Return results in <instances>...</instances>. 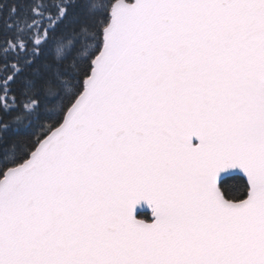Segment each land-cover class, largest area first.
<instances>
[{"label":"snow or ice","instance_id":"obj_1","mask_svg":"<svg viewBox=\"0 0 264 264\" xmlns=\"http://www.w3.org/2000/svg\"><path fill=\"white\" fill-rule=\"evenodd\" d=\"M0 264H264V0L0 4Z\"/></svg>","mask_w":264,"mask_h":264},{"label":"trees","instance_id":"obj_2","mask_svg":"<svg viewBox=\"0 0 264 264\" xmlns=\"http://www.w3.org/2000/svg\"><path fill=\"white\" fill-rule=\"evenodd\" d=\"M13 3V0H0V4L10 5ZM83 3V0H77V4ZM4 14H7L8 8L3 9ZM226 185L233 190L234 193H240L243 191L246 179L240 175H233L225 178ZM144 216H147L144 214Z\"/></svg>","mask_w":264,"mask_h":264},{"label":"water","instance_id":"obj_3","mask_svg":"<svg viewBox=\"0 0 264 264\" xmlns=\"http://www.w3.org/2000/svg\"><path fill=\"white\" fill-rule=\"evenodd\" d=\"M233 175H240V176H243L246 179V177L242 173L237 172V171H233L230 174L225 175L224 179L229 177V176H233ZM137 211H138V215L141 212H150V214H151V209L147 205H144L143 207H139Z\"/></svg>","mask_w":264,"mask_h":264},{"label":"flooded vegetation","instance_id":"obj_4","mask_svg":"<svg viewBox=\"0 0 264 264\" xmlns=\"http://www.w3.org/2000/svg\"><path fill=\"white\" fill-rule=\"evenodd\" d=\"M144 214H146L147 216H144ZM139 215L141 218H145V219H147L151 216L150 212H141V213H139Z\"/></svg>","mask_w":264,"mask_h":264}]
</instances>
